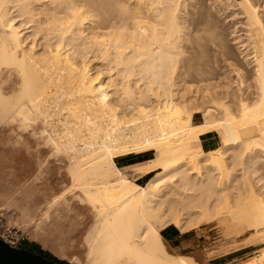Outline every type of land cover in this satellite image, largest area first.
<instances>
[{
    "label": "bare ground",
    "instance_id": "1",
    "mask_svg": "<svg viewBox=\"0 0 264 264\" xmlns=\"http://www.w3.org/2000/svg\"><path fill=\"white\" fill-rule=\"evenodd\" d=\"M185 1L0 0V126H41L95 214L90 249L108 264H199L162 232L225 217L264 240V12L226 0L233 47L194 0L183 90ZM208 133L220 137L213 149L201 146ZM143 153L153 157L129 171L115 164Z\"/></svg>",
    "mask_w": 264,
    "mask_h": 264
},
{
    "label": "rangeland",
    "instance_id": "2",
    "mask_svg": "<svg viewBox=\"0 0 264 264\" xmlns=\"http://www.w3.org/2000/svg\"><path fill=\"white\" fill-rule=\"evenodd\" d=\"M186 1L183 2L179 13L180 22L184 23L183 40L180 44V50L183 52L176 73L179 89L183 90L190 81L189 45L185 26L190 6L194 3V0ZM253 2L264 12V0ZM228 5L229 1L226 0L196 1L198 10L205 15L204 19L214 22L219 33L224 34L225 38L223 36L222 38L235 47L234 37L231 35L234 27L232 22L224 19L226 15L235 11V7L230 6L224 11ZM218 10L225 13L220 15ZM209 54L213 59L219 56L217 51L215 52V47ZM128 102L135 103L131 99ZM123 109L124 107L121 110ZM126 112L129 113L128 110ZM200 120L203 121V118ZM38 125H35L37 130L32 125L30 126L33 129L30 127L29 130L28 127L25 130L23 129L25 127L21 128L19 122L12 126H0V207L7 213L10 223L19 229L20 233L22 232L24 239L21 247L45 256L48 253L52 259L62 264H108L90 249L88 235L95 218L93 210L88 204L79 202L77 196L80 195V191L68 174L67 162L60 160L61 156L53 146L50 147L45 136H40L41 126ZM215 135L218 146L220 137L218 134ZM202 147L204 148L203 145ZM132 157L139 159L131 162L126 169L120 168L122 171L126 172L135 165L148 163L153 153L128 155L125 164L117 163L124 166ZM261 174L264 176V171ZM128 175L141 186L145 185L150 177L133 173ZM25 208L31 210L29 217L24 216ZM47 210L50 211L45 213ZM32 215L34 219L30 221ZM233 221L225 217L219 223L213 222L189 232L182 237L192 239L186 246L166 241L165 238L168 239V236L165 232L176 230L173 227L162 232V236L171 253L193 256L199 264H251L258 255L263 254L264 240L256 238L255 231H250L244 222Z\"/></svg>",
    "mask_w": 264,
    "mask_h": 264
},
{
    "label": "water",
    "instance_id": "3",
    "mask_svg": "<svg viewBox=\"0 0 264 264\" xmlns=\"http://www.w3.org/2000/svg\"><path fill=\"white\" fill-rule=\"evenodd\" d=\"M0 264H60L40 253L28 250L0 237Z\"/></svg>",
    "mask_w": 264,
    "mask_h": 264
},
{
    "label": "crops",
    "instance_id": "4",
    "mask_svg": "<svg viewBox=\"0 0 264 264\" xmlns=\"http://www.w3.org/2000/svg\"><path fill=\"white\" fill-rule=\"evenodd\" d=\"M201 144L204 146V149H211V148L217 147L216 145L218 144V142L216 140L215 133L206 134L205 138L203 139V141L201 140ZM116 159H115V164H116L117 168L120 171H122L121 169H126L130 165L131 162H135V160H137L139 158L132 157L130 159V162L128 164L124 165V166L118 165L117 162L125 164V162L128 161V155L127 156H122V157H119V158H116ZM145 163H141V164H145ZM122 172H125V171H122ZM188 233H182V232H178L176 230H170V231L165 232V235L168 236V239L167 238H165V239H166V241L168 240V241L175 242V243L177 242L178 244H180L182 246H186V245H189L192 242V239H184V238L182 239V237L187 235Z\"/></svg>",
    "mask_w": 264,
    "mask_h": 264
},
{
    "label": "built area",
    "instance_id": "5",
    "mask_svg": "<svg viewBox=\"0 0 264 264\" xmlns=\"http://www.w3.org/2000/svg\"><path fill=\"white\" fill-rule=\"evenodd\" d=\"M0 237L11 242L16 243L21 246L24 236L22 232H19V229H16L10 221L7 219V213L2 210L0 207Z\"/></svg>",
    "mask_w": 264,
    "mask_h": 264
},
{
    "label": "trees",
    "instance_id": "6",
    "mask_svg": "<svg viewBox=\"0 0 264 264\" xmlns=\"http://www.w3.org/2000/svg\"><path fill=\"white\" fill-rule=\"evenodd\" d=\"M42 253V252H41ZM47 256L49 257L50 255L47 253ZM49 258L52 259V257L50 256ZM54 260V259H53ZM55 261V260H54ZM58 262V261H57ZM60 264H62L61 262H59Z\"/></svg>",
    "mask_w": 264,
    "mask_h": 264
}]
</instances>
